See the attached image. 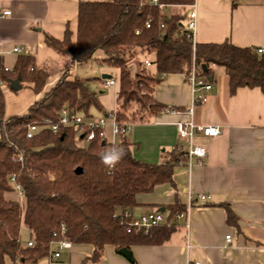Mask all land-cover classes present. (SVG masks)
<instances>
[{
  "label": "trees",
  "instance_id": "obj_1",
  "mask_svg": "<svg viewBox=\"0 0 264 264\" xmlns=\"http://www.w3.org/2000/svg\"><path fill=\"white\" fill-rule=\"evenodd\" d=\"M159 1L168 13L141 0H80L76 46L69 29L61 41L45 36L46 44L63 60L65 76L24 116H6L5 88L19 78L39 94L52 70L37 67L33 57L22 55L6 71L0 57V264H40L49 256L51 243L61 239L92 246L93 263L102 259L106 246L120 252L132 246L162 245L176 230L174 218L186 211L179 203L167 207L168 223L148 232L128 233L129 220L123 216L140 206L139 195L164 184L176 186L174 168L185 162L184 153L176 148L162 164H149L135 158L128 141L103 144L98 137L84 146L74 127L63 126L57 135L44 129L27 139L29 125L56 121L64 108L87 119L94 118L93 107L102 110L88 82L67 79L76 65L94 60L96 52L103 54L101 64L119 72L120 123H147L159 117L166 110L155 97L162 76L183 74L188 79L194 64L208 83L213 81V67L223 68L231 96L246 87L264 94V55L229 42L196 43L194 49L186 30V9L195 0ZM132 63L139 67L135 74L130 71ZM112 146H123L127 154L110 170L99 154ZM77 168L82 169L80 174ZM11 178L26 195L24 207ZM225 208L228 222L237 225L230 206ZM24 225L33 246L21 243Z\"/></svg>",
  "mask_w": 264,
  "mask_h": 264
},
{
  "label": "crops",
  "instance_id": "obj_2",
  "mask_svg": "<svg viewBox=\"0 0 264 264\" xmlns=\"http://www.w3.org/2000/svg\"><path fill=\"white\" fill-rule=\"evenodd\" d=\"M79 1L0 0V57L5 67L12 70L19 57L25 55L33 57L37 67L52 70L41 93L36 94L32 84L21 83L22 93L10 94L8 101L16 103L11 107L16 111L21 107V111L7 113L5 96L7 117L28 114L65 76L64 62L46 44L45 36L61 41L69 29L76 46ZM195 4L196 43L229 42L240 48L262 49L264 55V0H195ZM192 10L188 7L186 12ZM6 11L11 14L2 16ZM15 48L21 52H14ZM213 68V81L209 82L212 91L199 87L196 96L185 75H166L155 97L178 113H162L150 122L135 124L127 138L136 159L162 164L177 146L187 147L178 136L179 123L193 119L198 125L219 127L218 137L196 136L195 143L207 150L202 165L196 159L191 168L185 162L177 165L176 186L164 184L151 194L139 195L140 206L130 210L140 215L159 208L167 216V207L179 203L187 216L174 218L176 230L162 245L132 246L127 249L129 258L115 247L106 246L102 259L93 263L89 259L93 247L74 244L63 254L64 264H264V94L259 88L246 87L231 96L225 70ZM75 69L67 79L79 77ZM199 96H205V102L194 104ZM191 108L192 116L188 113ZM189 195L195 202L187 210ZM199 195L211 199L202 202L197 200ZM225 205L230 206L237 225L228 222ZM22 228L27 231L26 225ZM227 236H231L230 242Z\"/></svg>",
  "mask_w": 264,
  "mask_h": 264
},
{
  "label": "built area",
  "instance_id": "obj_3",
  "mask_svg": "<svg viewBox=\"0 0 264 264\" xmlns=\"http://www.w3.org/2000/svg\"><path fill=\"white\" fill-rule=\"evenodd\" d=\"M145 4L150 5H159L161 10H165V6L160 4L159 0H141ZM196 5V4H195ZM195 5L191 7L193 10L189 13V20L186 24V30L188 37L192 40L194 49H195V39H196V30H197V13L195 10ZM11 13L6 11L3 13L2 16H8ZM147 28H150V24H147ZM140 33V32H138ZM14 52L20 53L21 50L19 48H15ZM258 53H263L262 49L258 50ZM146 65L149 67L151 66V62L146 60ZM6 71H11L9 68L5 69ZM163 78L165 75L162 76ZM190 84L192 86L193 94L195 95L197 89L199 87L203 88L206 92L212 91V85L208 82L204 81L202 78L199 77V69L198 67L193 65L190 77ZM116 81L110 77V79L102 80L100 84V88L102 90L111 89L113 86L116 85ZM196 96V95H195ZM194 96V97H195ZM206 100L205 96H199L197 99L194 98V104L204 103ZM193 108H191L188 113L192 116L193 115ZM165 114H176L178 113L175 109H167L164 111ZM64 127H74L76 130V135L80 138L81 142L85 145L93 142L96 138L100 137L103 142H108L111 144H121L127 141V138L131 135L134 130L135 124L134 123H120L117 119L116 110L113 112L106 113L98 118H84L83 116L75 113L69 109H62L60 111V116L58 120H46L40 124H32L28 126L27 130V139H33L41 130L48 129L54 135L60 133L61 128ZM221 131L219 127L215 126H204L198 125L191 119L188 122L179 123L178 124V136L180 140H183L187 143V147L177 146L176 149L184 153L185 163L186 165L191 168L194 164V160L196 159L198 165H202V160L207 157V150L205 147L197 145L195 143V139L197 135H203L207 138H215L220 135ZM12 183L15 186L16 192L22 202L24 207L25 205V196L22 190V187L16 183L15 178H11ZM211 199V196L207 195H199L197 200L202 202H208ZM194 197L189 195L188 197V205L187 210H190L193 207ZM188 213H183L177 215L178 218H184L187 216ZM123 216L129 220V224L127 227V232L132 233L133 231H141L144 230L148 232L154 227H158L161 225H165L168 223L169 215L158 211V212H149L145 214L136 215L130 210L125 211ZM64 228V227H63ZM226 240L230 242L231 236H227ZM29 246H33V241L28 242ZM72 242L67 239L55 240L51 243V249L49 256L45 259L46 264H64L63 262V254L71 249ZM191 264V263H188ZM194 264H203L202 262H196Z\"/></svg>",
  "mask_w": 264,
  "mask_h": 264
},
{
  "label": "rangeland",
  "instance_id": "obj_4",
  "mask_svg": "<svg viewBox=\"0 0 264 264\" xmlns=\"http://www.w3.org/2000/svg\"><path fill=\"white\" fill-rule=\"evenodd\" d=\"M99 1V0H98ZM169 9L166 10L165 12L168 13ZM103 56L101 51L96 52L95 55V59L91 60V62H88L86 64H78L76 65V74L82 78V80L88 82V85L90 86V88L92 89V91H95L98 101H99V105L102 108V110H98L96 107H93L90 110V114L93 115L95 118L100 117L102 114L105 113H111L115 110H117L118 108V103H117V97H118V93H119V85H118V80H119V72L115 69H112L110 67H108L107 65L101 64L98 60L101 59V57ZM139 70V67L136 65V63H132L130 64V71L132 72V74H135L137 71ZM151 70L153 71L154 69L151 68ZM108 74L111 75L117 83L115 86H113L111 89L108 90H100L99 89V81L100 79L102 80V76ZM22 91V90H21ZM21 91L19 92H15L13 91L11 88L6 87L5 88V96L7 98V113H11V112H17V111H21V107L17 108L16 110H13V108L11 107V105L15 103L14 100L8 101L10 98V94L11 93H22ZM15 106V105H14ZM84 146H86L85 144H83ZM159 208L156 209H152V211L150 210V212H158ZM29 241V234L28 232L24 229L23 233H22V237H21V243L22 245H26L27 242ZM64 262V261H63ZM20 264V263H18ZM43 264V263H42Z\"/></svg>",
  "mask_w": 264,
  "mask_h": 264
},
{
  "label": "clouds",
  "instance_id": "obj_5",
  "mask_svg": "<svg viewBox=\"0 0 264 264\" xmlns=\"http://www.w3.org/2000/svg\"><path fill=\"white\" fill-rule=\"evenodd\" d=\"M126 154V149L123 146H112L106 148L99 155L101 162L111 170L116 167Z\"/></svg>",
  "mask_w": 264,
  "mask_h": 264
},
{
  "label": "water",
  "instance_id": "obj_6",
  "mask_svg": "<svg viewBox=\"0 0 264 264\" xmlns=\"http://www.w3.org/2000/svg\"><path fill=\"white\" fill-rule=\"evenodd\" d=\"M206 66L207 65H203V69H206ZM110 77H111V75L105 74L102 76V79L106 80V79H110ZM211 80H213V78H211ZM11 89L15 92H19L23 89V86H22L19 78H16V79L11 81ZM103 144H105V142H103ZM81 172H82L81 168L76 169L77 174H80ZM161 212H164V209H162ZM120 253L125 255L128 258L130 257V252L127 249L121 250Z\"/></svg>",
  "mask_w": 264,
  "mask_h": 264
}]
</instances>
